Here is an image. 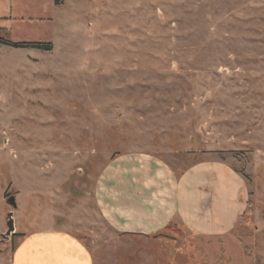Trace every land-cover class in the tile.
I'll return each mask as SVG.
<instances>
[{"label":"rangeland","instance_id":"rangeland-1","mask_svg":"<svg viewBox=\"0 0 264 264\" xmlns=\"http://www.w3.org/2000/svg\"><path fill=\"white\" fill-rule=\"evenodd\" d=\"M24 3L40 15L0 37L52 48L0 44V264L42 230L76 237L93 264H264V0ZM129 158L136 172L226 164L245 212L226 238L121 232L103 180Z\"/></svg>","mask_w":264,"mask_h":264},{"label":"crops","instance_id":"crops-1","mask_svg":"<svg viewBox=\"0 0 264 264\" xmlns=\"http://www.w3.org/2000/svg\"><path fill=\"white\" fill-rule=\"evenodd\" d=\"M14 1L13 5V0H0V30L6 28L8 21L40 15L25 6L24 0ZM51 3L52 8H58L59 3L53 0ZM50 17L40 19L46 21ZM131 161L129 158L123 162L129 172L113 174L107 170L103 180L111 206L107 222L118 226L121 232L155 236L173 224L203 238H226L246 207L243 181L226 164L201 161L175 173L167 165L150 160L145 172H136L131 169L135 166ZM11 264H93V261L76 237L65 231L42 230L25 236L17 244Z\"/></svg>","mask_w":264,"mask_h":264},{"label":"trees","instance_id":"trees-1","mask_svg":"<svg viewBox=\"0 0 264 264\" xmlns=\"http://www.w3.org/2000/svg\"><path fill=\"white\" fill-rule=\"evenodd\" d=\"M53 1L55 4L59 3V0H53ZM0 44L10 46V47H14V48H32V49H38V50H43V51H49L52 48L51 42H40V41H37V42H25V41L13 42V41L7 40V39L2 38V37H0ZM246 204H248V203L246 202ZM245 209L242 212V214L240 215V217L244 214Z\"/></svg>","mask_w":264,"mask_h":264},{"label":"water","instance_id":"water-1","mask_svg":"<svg viewBox=\"0 0 264 264\" xmlns=\"http://www.w3.org/2000/svg\"><path fill=\"white\" fill-rule=\"evenodd\" d=\"M6 201L13 208L16 207V203H15L14 196L8 197ZM7 216H8L7 217L8 219L6 221L7 229H6V232L4 234L5 237H8L14 231V222H13V218H12V212H8V215Z\"/></svg>","mask_w":264,"mask_h":264}]
</instances>
